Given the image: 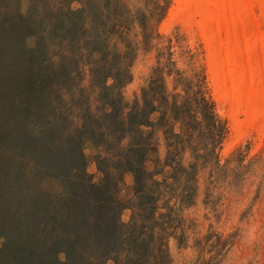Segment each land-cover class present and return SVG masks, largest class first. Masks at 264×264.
I'll list each match as a JSON object with an SVG mask.
<instances>
[{
    "label": "rangeland",
    "instance_id": "rangeland-1",
    "mask_svg": "<svg viewBox=\"0 0 264 264\" xmlns=\"http://www.w3.org/2000/svg\"><path fill=\"white\" fill-rule=\"evenodd\" d=\"M176 3L0 0V31L11 16L17 19L32 14L53 23L50 17L67 8L82 9L78 22L86 30L74 45L62 35L50 34L47 25L45 46H37L38 29H24L17 38L2 36L6 43L0 46L4 47L0 103L5 109L1 128L6 130V143L0 145H6L2 148L11 152V159L15 154L18 158L15 150L22 141L36 142L41 128L53 118L57 131L83 126L93 130L83 138L85 170L92 182L100 184L104 176L97 161L105 160L100 165L115 178L114 194L122 204L119 219L127 225L130 241L136 238L140 243L133 261H127L124 253L120 264H264V143L258 144L255 132L235 142L226 115L228 105L220 106L213 94L207 51L199 32L170 19ZM17 43L38 48L33 65L46 59L62 67L63 75L44 78L35 74L33 67L32 76L28 75L22 66L28 62L26 54L17 51ZM11 67L17 72L8 79ZM106 68L112 72L124 68L130 75L122 86L109 90L110 95L120 94L128 105L121 117L135 101L144 104V91L149 102L148 123L139 130L132 126L131 133L122 138L107 118L92 122L104 110H111L100 96L101 71ZM25 76L33 82L47 81L29 94L21 84ZM112 82L111 78L106 80L107 85ZM202 98L211 104V120L198 108ZM21 100L27 106H17ZM139 135L144 137L139 154L143 156L141 166L149 172L147 191L155 198L146 205L135 193L132 173L121 171L120 164L126 149L139 142ZM22 154L28 156L19 170L26 168V176L34 179L38 188L54 193L62 189L59 179L44 176L31 163L34 150L26 149ZM10 158L2 160V168L13 167L16 175L20 163ZM10 207L11 202L0 203V249L7 241L4 232L9 231V220L4 216ZM11 255L8 250L1 252L0 264H9ZM58 258L59 264H66L68 255L60 253ZM106 264L115 263L109 258Z\"/></svg>",
    "mask_w": 264,
    "mask_h": 264
},
{
    "label": "trees",
    "instance_id": "trees-1",
    "mask_svg": "<svg viewBox=\"0 0 264 264\" xmlns=\"http://www.w3.org/2000/svg\"><path fill=\"white\" fill-rule=\"evenodd\" d=\"M59 12L60 10L57 16L50 17L54 20L53 23L49 22L51 20L47 22L46 17H32V14L20 15L17 19L15 16L9 17L0 31V46L6 43L2 36L12 38L10 36L14 35V38H17L24 29L29 32L33 29L41 31L37 46H45V33H43L45 25L50 26V34H56L58 37L62 35L74 45L73 41L80 39L81 35L83 36L86 32L78 22L81 20L82 9L67 8ZM58 18L61 21L56 22ZM77 30L81 32L76 34ZM92 40L94 43L95 38L93 37ZM87 44H89L88 41ZM17 46H19L18 52L26 54L28 62L22 66L28 71V75L32 76L34 70H36L35 74L40 73L44 78L50 75H56L55 77L63 75L60 73L62 67L46 59L33 65L38 48L29 49L23 47L21 43H17ZM91 46H96V44H91ZM3 51L4 47H0V57ZM10 69L6 73L8 79L15 77L17 72L16 68L11 67ZM101 72L103 81L100 82L102 90L100 96L103 105L109 106L111 110H104L97 118H93V124L98 122L100 117L107 118L114 125L113 128L120 133L118 137L121 138L131 133L132 126L139 130V126L147 124L146 119L150 110L145 96L146 91L143 92L144 104L141 105L135 101L125 116L121 117L122 111L128 105L123 102L120 94L110 95L109 90L114 86H122L130 78L129 72L124 68H118L115 72L106 68ZM108 78L113 80L111 85L106 84ZM22 79V87L25 90L28 88L29 94L31 90L47 81L40 79L33 82V79L30 81L26 76ZM198 102V108L203 115L210 120L214 118L212 112L209 111L211 104L203 98ZM2 105L0 103L1 144L6 143V130L1 128L2 111L5 110ZM16 105L27 106L25 100L16 102ZM152 107L151 105V110ZM54 122L56 118L45 123L36 142L31 143L25 138L20 147L15 150L18 152V158L15 154L11 159V152H4L2 148L6 145H0V203L4 200L11 202V207L4 216L9 220V231L4 232L7 241L4 248L0 249V253L5 250L11 252L9 264H59L58 255L60 253L68 255L66 264H106L109 258L115 264H120L124 253L127 261L132 262L140 243L136 238L130 241L126 234L127 225L119 219L122 204L114 194L115 178L100 165L101 161L105 160L97 161L98 168L104 176L102 183L92 182L85 170V156L82 151L83 138L88 131L93 130L83 126L72 131H57ZM3 134L4 137H1ZM100 134L102 136V130ZM143 139L144 137L139 135V142L131 144L126 149L127 152L122 156L120 164L121 171L132 173L135 193L143 201V205H146L155 198L151 192L147 191L146 178L149 172L141 166L143 156L139 153L144 149ZM26 149L34 150V162L31 161V163L38 172L61 181L62 189L58 193L38 188L37 182L26 176V168L19 170L24 157L28 156L22 154ZM133 153H138L135 158L131 157ZM8 155L10 160L20 163L19 173L16 172V175L13 167L8 170L2 168V160H5ZM10 230L15 231L13 235Z\"/></svg>",
    "mask_w": 264,
    "mask_h": 264
},
{
    "label": "bare ground",
    "instance_id": "bare-ground-1",
    "mask_svg": "<svg viewBox=\"0 0 264 264\" xmlns=\"http://www.w3.org/2000/svg\"><path fill=\"white\" fill-rule=\"evenodd\" d=\"M169 15L199 32L213 94L228 105L235 142L255 132L264 143V0H177Z\"/></svg>",
    "mask_w": 264,
    "mask_h": 264
}]
</instances>
